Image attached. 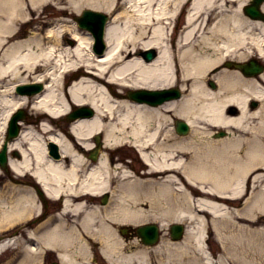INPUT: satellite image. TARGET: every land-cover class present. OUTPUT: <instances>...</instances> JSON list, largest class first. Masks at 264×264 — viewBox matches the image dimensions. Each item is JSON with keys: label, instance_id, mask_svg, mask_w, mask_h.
<instances>
[{"label": "bare ground", "instance_id": "1", "mask_svg": "<svg viewBox=\"0 0 264 264\" xmlns=\"http://www.w3.org/2000/svg\"><path fill=\"white\" fill-rule=\"evenodd\" d=\"M44 1L52 6L51 15L41 16ZM246 1L0 0V106L6 112L0 135L10 110L26 102V96L10 88L20 81L40 82L46 74L43 92L32 99L40 119L36 129L28 127L9 143L8 149L20 154L10 159L9 168L16 175L31 174L41 191L61 198L59 214L72 217L69 229L56 222L36 236L49 248L72 245L73 253L59 250L63 264H90L77 261L91 255L93 240L108 264H146L153 249L126 251L128 243L117 227L154 218L160 224L186 223L181 241L162 240L161 264H206L207 248L200 240L206 224L229 264H264V72L255 78L222 69L212 75L219 90L206 85L209 68L223 56L243 59L251 50L264 55V22L243 12ZM83 7L118 9L106 24L102 56L90 49L91 33L63 16ZM26 19L31 30L20 37L16 26ZM66 35L76 43L66 42ZM140 48L157 53L146 61ZM171 86L180 87L181 96L157 105L124 94ZM251 98L261 103L250 111ZM81 105L93 113L67 121L63 129L64 117ZM175 118L190 125V135L174 132ZM211 126L233 127L242 134L206 141L202 134ZM98 134L99 155L92 160L88 153ZM48 140L58 145L59 158L47 154ZM122 147L135 153L138 170L116 154ZM5 179L0 228L31 217L39 206V186ZM115 179L120 180L117 188ZM104 192L115 194L109 206L91 204ZM142 200L152 211L139 207ZM11 243L0 241V252ZM36 252L26 248L14 264H42Z\"/></svg>", "mask_w": 264, "mask_h": 264}, {"label": "rangeland", "instance_id": "2", "mask_svg": "<svg viewBox=\"0 0 264 264\" xmlns=\"http://www.w3.org/2000/svg\"><path fill=\"white\" fill-rule=\"evenodd\" d=\"M41 5L43 7L40 6L39 7V10H40V8H43L44 9V11L41 13V15H46L44 13L50 14V12L52 11V8L48 5V3L46 1H44ZM68 14H70V13H68ZM74 14L75 13L72 12V17L69 16V18H72V23L74 21V16H73ZM32 15L36 16V11H32ZM31 26H32V23H30V22H27V21H24L23 23L20 22L16 26L17 27V30L19 29V35H20V37H26V36H28L29 31L31 30ZM65 41L69 42L70 44H71V41H72V44L75 43V40H74L73 36L71 38L69 35L68 36L66 35ZM253 53L255 54V52H253V50H251L250 51V54L247 55V56H245L244 59L254 56ZM263 58H264V56L262 57V59ZM125 93H126V91H125ZM24 107H25V110L27 112V115L28 116H31V114H32V116H33V118L35 120L36 119V116H38V113L36 111H34V112H32V111L33 110H36V109L32 108L31 107V104H27ZM2 111L4 112V109L2 108V106H0V115H1V112ZM3 112H2V114H3ZM34 122H37V120L34 121ZM62 123H63L62 128H66L67 127L66 122L65 121H62ZM29 125L30 126H34L35 123L31 122ZM117 153H118V155L121 158L131 160V164L130 165L132 167H134L135 169H137L139 167V163H137L136 155H135V153L133 151L128 150L126 147H122L120 150L117 151ZM126 155H129L130 157H128V156L126 157ZM3 173H5V172L0 168V175H3ZM11 173L13 174V172H11ZM25 180H26V182L29 183V180H32V179L30 178V176H26L25 177ZM2 183L4 184L5 183V180L3 181L0 178V184H2ZM242 199H243V197L241 198V200ZM229 206H227L228 209L236 208V207H233L232 205H229ZM241 206H242V203L240 202V204H238L237 207L239 208ZM139 207H143V209H149L150 211H152L151 208H150V206H149V201H147V200H142L141 203L139 204ZM219 213L226 214L227 215V213L225 212V210H220ZM35 216L32 219H30V220L35 219ZM174 221L175 220H172L170 222L168 221L167 223L162 224V225H160V223L155 218H154V220L148 219V220H143V221H140L139 222V223H143V222H156L159 225L160 232H161L158 243L156 245H154V246H149L150 249H153V250H151V252H150V259H149V261L146 264H161L160 259L161 258L164 259V257H163L164 256V253H163V248L164 247L161 246L162 240L164 239V240L168 241V243H170L172 241V240H170V237H169V234H168V227H169V224L171 222H174ZM175 222H177V221H175ZM211 229H213V228L212 227L209 228L208 225L206 224V228H203V231H202L203 232V238H201L200 240L202 241V243L205 246V248H207L206 249V253H205V257H204V259H202V261L204 263H206V264H211V263L212 264L213 263L214 264H221L219 260L223 259V261H225V263L229 264L230 261L222 253V251H221V245L218 244V241L213 236V230H211ZM131 239L132 238H128L127 240H131ZM94 241L96 242V240H94ZM177 241H179V240H177ZM173 243H175V242H173ZM96 247H98V246H95L94 245L92 248H93V254H94V256H96V257H98V258L101 259V261H99L98 264H107L106 261L99 255V252H98V250H97ZM7 253L8 252H5L3 254V256L0 257V259H2V257L4 258L5 257V254H7ZM221 262H222V260H221Z\"/></svg>", "mask_w": 264, "mask_h": 264}, {"label": "water", "instance_id": "3", "mask_svg": "<svg viewBox=\"0 0 264 264\" xmlns=\"http://www.w3.org/2000/svg\"><path fill=\"white\" fill-rule=\"evenodd\" d=\"M260 2V0H253L251 4L245 6V11L253 16H260L263 15L259 10H258V3ZM86 12V11H85ZM84 12V15L80 18L79 22L80 24H84V18L87 17L91 22H94L95 24V28H94V33L98 36V31H99V25H100V21H99V16H96L94 14H87ZM90 28H93L92 25H90ZM98 45H101V42L99 41ZM154 54V52L152 50H148L144 52L145 57L151 58L152 55ZM240 67L244 70L245 65L243 64H239ZM261 68L258 65H254L249 67L246 72L247 73H253L256 71H259ZM35 87V85H28L26 86V90L28 89H33ZM131 96L133 97H137V98H141L143 100H147V101H153V102H159L162 101L165 98H168L172 95H178V91L176 89H168V90H159V91H150V90H139L133 93H130ZM81 112H88L90 113V110H88L87 108H82V109H78L76 111H74L73 113L70 114V116L81 113ZM20 116V115H17ZM179 127L178 130L179 131H184L186 129V123L184 122H179L178 123ZM17 129V125L15 123V121L13 120L11 125H10V132H15ZM0 163L2 165H4L5 163V155L4 153H2L1 155V160ZM141 233L143 234V229H145V234H147L148 236L154 235L156 234V228L155 226H150V227H143L141 228ZM172 235L173 237H178L180 236V231H181V227L179 225H173L172 226ZM153 241V240H151Z\"/></svg>", "mask_w": 264, "mask_h": 264}, {"label": "flooded vegetation", "instance_id": "4", "mask_svg": "<svg viewBox=\"0 0 264 264\" xmlns=\"http://www.w3.org/2000/svg\"><path fill=\"white\" fill-rule=\"evenodd\" d=\"M47 205H45V207H47ZM54 223L58 222V221H52ZM51 222V223H52ZM53 223V224H54ZM60 223V222H59ZM52 224V225H53ZM14 228H18V225H15ZM69 228H66L65 230H67ZM43 230H41L40 232H42ZM8 232V231H7ZM17 233L19 234V236L21 237L24 234V230H22V228H18L17 229ZM58 247V246H57ZM57 247H46V246H41L40 248V255L43 258L42 264H63L64 262L60 259L59 256V250L63 249L62 248H57ZM66 249V248H64Z\"/></svg>", "mask_w": 264, "mask_h": 264}]
</instances>
